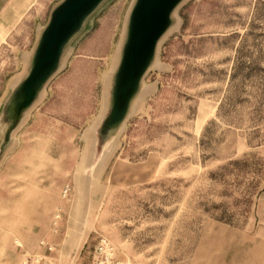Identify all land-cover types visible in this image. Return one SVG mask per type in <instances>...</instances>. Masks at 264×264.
Wrapping results in <instances>:
<instances>
[{"label": "rangeland", "instance_id": "374dc122", "mask_svg": "<svg viewBox=\"0 0 264 264\" xmlns=\"http://www.w3.org/2000/svg\"><path fill=\"white\" fill-rule=\"evenodd\" d=\"M61 1L18 11L0 0V90ZM134 1L97 9L11 135L20 144L0 195V264L44 259L34 217L45 205L63 211L74 193L81 207L99 196L98 213L80 257L61 264H264V0H184L105 145Z\"/></svg>", "mask_w": 264, "mask_h": 264}, {"label": "water", "instance_id": "95a60500", "mask_svg": "<svg viewBox=\"0 0 264 264\" xmlns=\"http://www.w3.org/2000/svg\"><path fill=\"white\" fill-rule=\"evenodd\" d=\"M106 0H62L40 31L26 70L0 109L2 143L38 100L57 71L68 45ZM184 0H135L128 14L120 57L112 76L110 113L105 119L103 144H108L126 119L151 67L157 46L172 27V15ZM99 162V159H97Z\"/></svg>", "mask_w": 264, "mask_h": 264}, {"label": "crops", "instance_id": "0c3cea01", "mask_svg": "<svg viewBox=\"0 0 264 264\" xmlns=\"http://www.w3.org/2000/svg\"><path fill=\"white\" fill-rule=\"evenodd\" d=\"M15 0L12 6H15L19 3V6L17 5L18 11L19 7L22 5V7H25L27 4L30 3L31 0ZM18 19L21 18V14H16ZM7 34V30L0 31V35ZM34 48V46H33ZM27 52L26 54L23 53L20 57V64H21V72L18 75H13L12 77L7 78L5 82H3L2 86L3 88L0 90V109L3 105V103L6 101V99L9 97L11 91L15 87V85L19 82L20 78L24 74L28 59L30 54L32 53V50ZM29 114V111L24 115L23 119L19 123V125L10 133L9 140L2 146H0V195L4 194L6 188H7V177L9 175L5 174L7 172L8 166L11 165L10 160L12 159V154L14 150H16L19 146V142L13 140L12 136L18 131V129L21 127L22 123L25 121L26 116ZM4 129L2 126H0V144L2 143ZM12 135V136H11ZM50 160H53L52 158H49ZM94 164V159L91 157L87 158V166ZM78 165L83 166L81 161L78 163L77 160L74 161L73 166L76 168ZM73 172V170H72ZM76 170L73 173L74 177H77L78 175L75 174ZM68 170L65 171V174L67 175ZM80 176V175H79ZM80 180L84 179V175L82 174L80 177ZM78 180V179H77ZM91 202H93L92 196ZM0 199L3 200V196H0ZM96 206L93 205L89 207L84 206H77L75 203L78 201V195L74 193L72 195V199L70 202V205H66L64 210L62 211L61 207H57L56 209H53L52 206L45 205L41 207V214L38 217H34V219L37 220L43 225L42 226V233L40 234L39 240H44L51 246H54V251L49 252L43 259V264H52L54 263L61 264L62 261H76L80 255L82 250L85 249L86 243L88 239L90 238V235L94 232V215L97 217L98 213V204H99V196L97 198ZM33 205L27 207V211L25 213H34L33 212ZM90 208V210H88ZM59 212L63 215V220L59 219V221L53 222V216L52 214ZM36 213V212H35ZM97 219H95L96 222ZM82 222V224H81ZM86 226H85V223ZM80 223V224H79ZM55 225V226H53ZM91 225V228H90ZM54 228V229H53ZM40 251V250H39ZM46 253V252H45ZM26 256V255H24ZM22 260V259H21ZM20 260V261H21Z\"/></svg>", "mask_w": 264, "mask_h": 264}, {"label": "built area", "instance_id": "2783aa9c", "mask_svg": "<svg viewBox=\"0 0 264 264\" xmlns=\"http://www.w3.org/2000/svg\"><path fill=\"white\" fill-rule=\"evenodd\" d=\"M67 192V188H65L62 195L63 198L66 197ZM39 245L43 248L44 252L52 251L51 245L45 241H41ZM18 264H43V256L41 254L25 256Z\"/></svg>", "mask_w": 264, "mask_h": 264}, {"label": "bare ground", "instance_id": "6f19581e", "mask_svg": "<svg viewBox=\"0 0 264 264\" xmlns=\"http://www.w3.org/2000/svg\"><path fill=\"white\" fill-rule=\"evenodd\" d=\"M177 25V24H176ZM120 50V49H119ZM65 56V55H64ZM62 61V60H61Z\"/></svg>", "mask_w": 264, "mask_h": 264}]
</instances>
